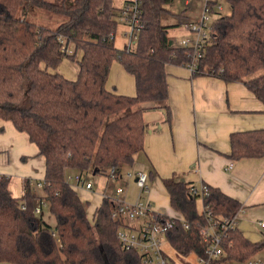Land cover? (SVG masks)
<instances>
[{"label": "trees", "instance_id": "trees-1", "mask_svg": "<svg viewBox=\"0 0 264 264\" xmlns=\"http://www.w3.org/2000/svg\"><path fill=\"white\" fill-rule=\"evenodd\" d=\"M174 1L137 0L145 26L134 47L118 48L114 0H0V119L28 133L46 159L43 189L28 179L20 198L13 196L10 178L0 174V264H143L140 253L118 240L122 221L112 216L114 202L104 197L92 221L88 202L68 175H104L111 165L132 166L144 149L147 108L142 103H155L172 120L166 64L187 65L193 59L188 48L173 45L162 22ZM226 1L231 14L214 18L194 74L242 81L264 103V73L254 76L264 69V0ZM33 8L66 19L54 29L41 26L26 17ZM79 52L76 79L52 71ZM114 61L134 75L135 95L107 88ZM230 145L233 160L264 156V128L233 132ZM162 182L171 207L189 225L177 221L167 234L169 245L183 256L206 257L200 195L174 176ZM205 185L203 203L217 218L241 209L236 198ZM41 200L54 215V226L40 220L36 206ZM263 249L264 239L251 241L236 227L224 242L225 254L212 264L244 262Z\"/></svg>", "mask_w": 264, "mask_h": 264}, {"label": "crops", "instance_id": "crops-1", "mask_svg": "<svg viewBox=\"0 0 264 264\" xmlns=\"http://www.w3.org/2000/svg\"><path fill=\"white\" fill-rule=\"evenodd\" d=\"M203 4L193 20L199 18ZM186 5L191 6V1ZM189 17L191 21L193 17ZM79 53L81 57L82 52ZM57 71L76 79L79 65L65 58ZM166 72L172 120L168 122L165 110L154 107L155 103L141 104L147 108L143 112L144 149L136 154L133 164L147 171L149 181L157 183V187L149 185V190L142 192L134 182L125 179L127 198L134 201L144 193L160 212L182 217L170 205L164 178L179 177L197 187L217 186L242 204L237 214V228L251 241L263 240L264 228L260 223L264 222V156L233 160L229 155L231 133L264 128V103L242 81L226 82L213 75H195L187 65L173 63L166 64ZM107 88L133 96L135 77L120 62L114 61ZM45 171L46 159L28 133L19 131L11 120L0 119V174L10 178L13 196L23 195L26 180L30 179L33 184L42 181ZM71 184L81 199L88 202L87 213L92 220L106 192H101L96 181L93 190L74 181ZM106 186L107 181L105 189ZM199 201L202 212L203 201ZM260 252L264 253V249ZM253 259L263 261L256 256Z\"/></svg>", "mask_w": 264, "mask_h": 264}, {"label": "built area", "instance_id": "built-area-1", "mask_svg": "<svg viewBox=\"0 0 264 264\" xmlns=\"http://www.w3.org/2000/svg\"><path fill=\"white\" fill-rule=\"evenodd\" d=\"M190 1L186 0L188 3ZM222 9L223 4L219 0H204L199 18L184 24V27L188 31L194 33L193 36L182 38L180 45L188 48L193 55L192 61L187 64L193 73L199 71L201 50L210 41L213 33L214 18L216 17V13ZM140 15L141 10L137 0L124 1L123 6L119 10V18L129 26L130 46L131 43L136 42L140 29L145 26L140 19ZM205 70L207 71L208 69L205 68ZM104 175L108 177L107 180L120 181L128 179L134 182L142 192L149 190V173L147 171L111 165ZM68 179L70 182L74 181L77 185L88 190H93L95 187V181L88 178L86 174L71 173L68 175ZM35 185L37 187H44L45 180L37 181ZM191 191L194 194L200 195V199L202 200L203 195L207 192V187L205 184L201 187L193 185ZM126 193V184L123 183L118 185L114 192L104 194V197L114 202L112 216L122 221V225L117 232L121 246L140 253L143 264H177L175 258L168 250L167 234L175 227L177 221H182L185 227H188L189 225L184 218L162 213L150 201L140 197L134 201L129 200ZM45 204L44 200L39 201L36 206L38 214L42 212ZM22 207H25V205L23 204ZM202 213H204L206 220L200 229V234L209 244L205 251L206 257L197 256V260L200 264H212L214 260L219 259L225 254L224 242L230 237L231 230L237 227L238 212L230 217L217 218L212 207L203 203ZM260 224L264 228V222ZM1 264L13 263L4 262ZM225 264H263V262L252 258L244 262L233 261Z\"/></svg>", "mask_w": 264, "mask_h": 264}, {"label": "rangeland", "instance_id": "rangeland-1", "mask_svg": "<svg viewBox=\"0 0 264 264\" xmlns=\"http://www.w3.org/2000/svg\"><path fill=\"white\" fill-rule=\"evenodd\" d=\"M125 0H114V4L116 6V19L118 21V27L116 31V36H115V45L118 48H124L125 46L130 45V37L129 34L127 33V30L129 26L119 18V7L123 6ZM220 3L223 4V9L216 13V16L218 15H228L231 14V6L226 0H219ZM204 3V0H191V6L186 5V0H175L172 4L167 5L168 12H165L162 16V22L165 26H167V31L169 37L173 40V45L174 46H180L181 45V39L184 38L185 36H193L194 33L191 31H188L185 27L184 24L187 22H190V17H193L191 20L195 19V14L198 11L200 4ZM191 7V10L190 8ZM26 17L30 21H34L38 23L41 26L49 27V28H56L61 22L65 21V17L57 14H53L51 12H47L42 9L38 8H33L29 10L26 14ZM135 43H131V46L134 47ZM70 49H74V45H70ZM80 57V53H78V56L76 59H68L71 63H75L76 65H79L78 63V58ZM52 71H57V69H53ZM264 73V69L261 71L257 72L254 74L258 75ZM151 103V102H147ZM137 162V159H136ZM128 166L126 169H137L135 166ZM86 176L88 178L93 179L96 181V184L98 185L99 188H101V192H106L105 194L112 193L115 191V188L118 185L123 184L125 181L120 180V181H114V180H106L108 177L106 175L102 174H93V173H87ZM179 179V177H178ZM107 182L106 189L104 188L105 182ZM150 187L151 186H156L157 183L153 182H148ZM162 185V184H161ZM142 198H145L146 200V194L143 193ZM200 199H198L199 201ZM150 201V200H148ZM152 203V200L150 201ZM200 203V201H199ZM163 213V212H162ZM165 213V212H164ZM40 220L43 222L48 223L51 226L55 225V217L50 211V208L47 204L43 206L42 212L39 214ZM170 249L171 255L176 259L177 264H200L197 260V256L195 254H190L188 256H183L176 252L171 246H167ZM257 258L262 259L264 263V253H259L256 255Z\"/></svg>", "mask_w": 264, "mask_h": 264}]
</instances>
